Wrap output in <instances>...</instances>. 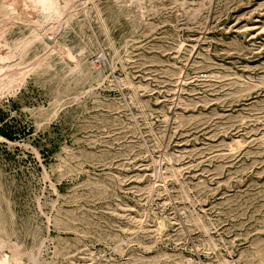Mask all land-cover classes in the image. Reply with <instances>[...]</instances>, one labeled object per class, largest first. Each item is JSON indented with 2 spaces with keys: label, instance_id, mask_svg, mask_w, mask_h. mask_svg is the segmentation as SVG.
Masks as SVG:
<instances>
[{
  "label": "rangeland",
  "instance_id": "obj_1",
  "mask_svg": "<svg viewBox=\"0 0 264 264\" xmlns=\"http://www.w3.org/2000/svg\"><path fill=\"white\" fill-rule=\"evenodd\" d=\"M59 1L0 9V258L264 264V0Z\"/></svg>",
  "mask_w": 264,
  "mask_h": 264
},
{
  "label": "bare ground",
  "instance_id": "obj_2",
  "mask_svg": "<svg viewBox=\"0 0 264 264\" xmlns=\"http://www.w3.org/2000/svg\"><path fill=\"white\" fill-rule=\"evenodd\" d=\"M7 5L11 6V9H10L11 14L18 13V14H22V16L28 17L31 20V22L34 23L33 25L37 27L38 32H41L43 37L44 38L46 37L47 39H49L51 43L54 45H55L54 35L61 28L66 14L71 9L70 2H60L59 0H0V9ZM44 12L51 13L52 15L55 16L53 21L51 22L54 25V28L51 30L47 29L44 25H41L38 19V14L44 13ZM6 17H9V16H6ZM6 19L8 20V18ZM2 46H4V44H3V40L0 37V66L3 61L5 62L6 60H10L14 57V52H13L14 50L12 52L9 50L7 51L6 47H2ZM33 65L34 64H32V66ZM27 70H28V67L25 65L17 66L16 68L13 69V71H10V72L1 70L0 71V89L1 88L4 89L3 87H5L6 85L14 81L16 82V80L19 81V79L25 77ZM3 246L5 247V245ZM8 262L9 261H8L7 255L4 258H0V264H8Z\"/></svg>",
  "mask_w": 264,
  "mask_h": 264
}]
</instances>
